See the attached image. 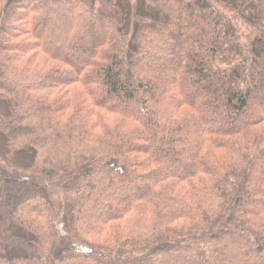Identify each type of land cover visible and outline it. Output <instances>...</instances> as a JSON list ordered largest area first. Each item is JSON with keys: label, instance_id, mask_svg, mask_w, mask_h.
<instances>
[{"label": "trees", "instance_id": "trees-1", "mask_svg": "<svg viewBox=\"0 0 264 264\" xmlns=\"http://www.w3.org/2000/svg\"><path fill=\"white\" fill-rule=\"evenodd\" d=\"M0 139V264H264V0H3Z\"/></svg>", "mask_w": 264, "mask_h": 264}, {"label": "rangeland", "instance_id": "rangeland-1", "mask_svg": "<svg viewBox=\"0 0 264 264\" xmlns=\"http://www.w3.org/2000/svg\"><path fill=\"white\" fill-rule=\"evenodd\" d=\"M2 1H3V0H0V5H1ZM196 29H197V28H196ZM102 33H103V31L101 30V31L99 32V34L102 35ZM192 34H193V33H192ZM205 39H209V37H206ZM214 95H215L214 92H210L209 95L207 96V98H211V97H213ZM255 99H257V98L255 97ZM253 101H254V100H253ZM257 109H258V106L251 102V106L249 107V110H248V112H247V115H245V117L249 116L250 114L252 115V114L257 113ZM3 151H4L3 143H2V140L0 139V160H1V154H2ZM103 190H104V189H103ZM103 190H102V191H103ZM131 191H132V189L130 190L129 185L126 184V186L122 188L121 193H123V194H125V193H129V194H131ZM231 256H233V253L231 254ZM72 262H73V261H72ZM72 262H70V263H72ZM232 262H233V261H232ZM85 263H86V264H89V263H87V262H85Z\"/></svg>", "mask_w": 264, "mask_h": 264}]
</instances>
